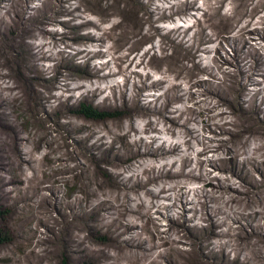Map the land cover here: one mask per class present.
I'll return each instance as SVG.
<instances>
[{
    "label": "rangeland",
    "instance_id": "rangeland-1",
    "mask_svg": "<svg viewBox=\"0 0 264 264\" xmlns=\"http://www.w3.org/2000/svg\"><path fill=\"white\" fill-rule=\"evenodd\" d=\"M58 1L0 0V32L4 33L0 35V264H218L199 255L201 251L208 255L211 248L227 253V260L237 261L234 264H264V220L260 221L262 230L257 237L247 226L252 212L260 209L255 198L264 191L249 193V188L238 186L240 200L232 204L229 193L222 194L198 180L200 172L195 168L203 167L202 174L212 173L210 177L228 176L215 169L225 167L232 155L220 146L225 140L229 141L228 149L239 155L236 162L250 156L258 166L264 160V140L260 148L251 142L257 137L263 139L258 133L260 127L264 128L262 114L238 112L224 102L211 113L225 115L207 124L201 112L215 102L208 101L204 91L224 79L228 99L238 106L241 87L230 63L234 53L239 58L237 51L260 59V71L252 74L250 82L244 79L242 106L248 107V99L260 87L254 103L264 99V0ZM21 5L27 7L24 12ZM62 5L68 8L67 15L60 14ZM30 18L25 26L20 25ZM250 20L252 23L246 25ZM119 21L120 27H114ZM94 25L97 29L92 28ZM239 29H243L242 36ZM177 32H183L186 39L180 42ZM78 33L93 35L85 47L75 44ZM28 43L42 57L39 65L72 75L68 78L72 92L63 95H74L75 100L70 102L72 119L83 131L92 133L91 143L100 145L92 150L97 165L85 152L91 143L82 146L83 141H77L81 134L65 140L53 130L55 112H62L57 105L65 97L52 100L57 106L54 110L46 109L53 111L51 122L37 112L28 81L18 76L19 69L28 76L34 74ZM78 50L90 51L91 58L83 66L68 67V58ZM90 71L92 77L88 76ZM53 75L51 72L44 77ZM210 82L213 86L206 84ZM59 83L65 84L62 78ZM173 83L191 88V94L184 95L181 102L175 101L182 94L179 89L164 95ZM51 93L60 96L59 91ZM83 106L104 117L86 118L79 113ZM165 107L166 112L162 111ZM174 117L180 126L188 121L185 124L189 128L175 125L171 121ZM218 121H233L235 126L225 127L232 130L246 124L248 134L241 143L234 135L238 139L232 146L230 134L221 133L220 127L213 125ZM16 138L22 139L19 150L23 161H17L18 169L17 162L14 164ZM173 143H177L179 152L165 153ZM201 161L203 165H199ZM252 175L255 182L262 180L258 171ZM137 180L143 188H134ZM214 192L215 196L220 194L217 200ZM66 203L72 204V211L65 210ZM202 207L210 216L212 208L220 207L215 219L224 220L223 230L230 228L229 235L223 237L202 235L204 243L221 244L219 248L198 251L197 242L179 225L182 217L189 220L186 226L208 225L198 220ZM195 209L197 219L190 220ZM61 212L68 216L64 222ZM89 213L96 222L82 217ZM256 221L253 225L258 224ZM121 223L133 228L120 241L133 238L144 249L156 248L143 251L129 247L127 257L119 259L122 254L114 250L111 238L123 228L112 236L108 234Z\"/></svg>",
    "mask_w": 264,
    "mask_h": 264
},
{
    "label": "bare ground",
    "instance_id": "bare-ground-1",
    "mask_svg": "<svg viewBox=\"0 0 264 264\" xmlns=\"http://www.w3.org/2000/svg\"><path fill=\"white\" fill-rule=\"evenodd\" d=\"M69 2H71V0H62V1L59 0L58 4L59 3L60 4H66V3H69ZM21 7H22V11L23 12L27 8L26 6H22V5H21ZM67 9L68 8H66L65 6L62 5V11L60 12V14H66L67 15V13H69V11ZM187 9L191 10L192 7H189ZM122 13H124V12L120 13L121 17H122ZM28 21L30 22L31 18L30 19H24L22 22H20V25L25 26ZM121 23H122V21H119V23L118 24L116 23V25L114 27H118V26L120 27ZM251 23H252V21L250 20L249 23L246 24V25H249ZM61 25L62 26L65 25V21H63L61 23ZM83 25H84V23H83ZM83 25H80V26L82 27ZM93 27H94V29H97V26L94 25V26H92V28ZM245 28H246V26H245ZM80 29H78V31ZM16 30H18V29L16 28ZM242 31H243V29H239V33H240L239 35H241V36L243 35ZM2 33L3 32H0V35ZM182 33L183 32H180V33L177 32V34H179V37H180V42L184 41V39H186L185 36L182 35ZM91 37H93L92 34L86 33L85 35H82V34L78 33V36H77L75 44L78 45V47H80V46L85 47V45L88 42L91 41V39H92ZM238 39L239 38H237V40ZM34 47L35 46H33V45L29 44V43L27 44V49L29 50L30 55L32 56V61H31L30 68L32 69V71L34 73L33 76H28L21 69L18 70V76H20L21 78H24V79H26L28 81L27 86L30 88V90L33 92V94L35 96V101H36V105H37V112L38 113H42L45 116V118L48 120V122H51L53 120V122H52L53 130H55V132H58L59 135H61V137L64 138L65 140L72 139L74 134L75 135H77V134L80 135L81 134V138L77 139V141H83L82 142V146H85L87 144V142L91 143L92 133L88 134V133H86L87 131H83L84 129L81 127V125H76L77 123L75 122V120L72 119L73 114L71 113L70 102L72 100H75L74 95L73 94L72 95H67V96L63 95V93L72 92L71 89L69 88V84H68V80H69L68 78L70 76H72V75H70V74H66L65 75V74H63V71L61 72V71H59L57 69H52V67H44L42 65H39L37 63V61L42 59V57L37 56V53H36ZM187 48L189 50H191L192 46H189ZM163 49L164 48L162 47L161 50H163ZM38 51H40V49H38ZM234 51H235V48H234ZM237 53H238V56L240 55L239 58L237 59L235 57V53H234V58H232V61L230 63L234 64V66H233L234 67V71L232 72V74L235 77L236 82L241 87L240 90H239V93H238V100H239L238 106H237V103H234V101H230V99H228L229 95H228V92L226 91L227 88H225V86H227L226 83H225V79L223 80V82L220 81L219 83L215 84V86H213L211 82L210 83H206L207 85H212L213 87H211V89H209V90L208 89L205 90L204 91V95L209 99L208 101H210V100H214L215 101L213 104L207 105L204 108V110L201 111L205 115V118L207 119V124H208L209 120H213V119L216 120L217 118L222 117V115H225V112L224 113L223 112L222 113H217V114H214V115L211 113V112L214 111V109H218L220 106L224 105V102L226 104L230 103L232 105L233 109L235 111H238V112H242V113H245V114L247 112H250V113H254V115L262 114L263 117H262L261 121L264 123V107L262 108V105H264V99H262L258 103H254V100H253V98L262 90V87L258 88L257 91L254 94H252L251 97L248 99V101H247V104H248L247 108L248 109L242 106V104L244 103L243 97H244L245 91H246V88H245L246 84L244 82V79H248V81H249L251 79V76H252V74L254 72L260 71V70H258L260 68L259 65H258L259 64L258 62L260 61V59H256V56H253V57L248 56L247 52L244 53V52L241 51V54H239V51H237ZM126 57L127 56H122V59L123 58L125 59ZM135 57L136 56H134L133 59ZM90 58H91L90 51L78 50L77 52H75L74 54H72L68 58V64H66V65H69L68 67H71V68H74L75 66L78 67L80 65L83 66V65L88 63ZM248 58H253L254 61H252L251 59H248ZM77 59L81 60V61H76ZM133 59L131 61H133ZM60 65H61L60 67L62 68V66H65V63L63 62ZM51 72H54V75L51 78H49V77L45 78L44 77V75H47V74H49ZM93 75H94V73L91 72V71L88 73V76L92 77ZM214 75H216V74L214 73ZM214 75L212 74L211 77L215 78ZM1 76L7 77L6 74H2ZM262 77H264V71H263ZM61 78H62L63 83H65L66 85L59 83V81H61ZM31 79H33V80H31ZM72 79L73 80H78V79H75L74 77H72ZM87 80H90V78H87ZM59 84L61 85V87L58 86ZM161 84L163 85L162 82H161ZM180 85H181L180 83L179 84H175V83L171 84V86L168 87L164 91L165 94L164 93L163 94L166 95L168 91H170L173 94H175V92H177V89H179V91H181L182 94L177 96L175 98V101L176 102L177 101L181 102L182 97L184 95H190L191 94L190 91H189L191 88H189V89L187 87L186 88L185 87L182 88V85L181 86ZM256 85H259V84L256 83ZM52 91H59L60 92L59 93L60 96H57V94L51 93ZM95 92H96V90H95ZM12 96H14V94ZM61 97H65V98H64V101H60L58 103L57 106H59V107L52 105V100H59V98H61ZM159 98L160 97L155 98L154 101H156ZM187 98H189V97H187ZM123 103L126 104L125 102H123ZM205 103L207 104V101ZM200 104L203 105L204 103H200ZM195 105H197V104H195ZM56 107H57V110H60L62 112H60V114H58V115H56V112H55V116L51 120V117H52L51 113L53 111L51 113H49V112H46V109L48 108V109L54 110ZM63 109H64V111H63ZM160 111H161L160 108L156 109V113L157 114H160ZM162 111L166 112L167 111L166 107L163 108ZM119 112L124 113V109H120ZM119 112H115V113H119ZM174 113H176V110L174 111ZM178 115L180 116V113ZM3 116H4V114H3ZM179 116H177L176 118H179ZM176 118H175V120L171 119V121H173V123L175 125H179L180 128L183 127V128H185V130H187V128H189V127H187L188 121L185 122L187 124L183 123L180 126V123L176 122ZM74 119H76V118H74ZM229 124L235 126V123L233 121H228V122L218 121V122H215L213 125L220 127L221 133L222 132L229 133L230 136H231L230 137L231 142L233 143L232 146H235V144H237L236 142H237L238 138H239V143H241V139H243L244 135L248 134L247 126H246V124L245 125L238 124V126L236 127L235 130H232V129H229V128H225ZM8 128L10 130L12 129L11 126L8 127ZM258 133L260 134V136L263 139L261 140V139H259L257 137L258 140L252 139L251 142L256 144L257 148H260L261 145H262L261 142L264 140V128L260 127V131H258ZM234 135H235V137H236V135H238V138H234L233 137ZM253 138H256V137H253ZM21 141H22V139L16 138L15 149H14L16 161L14 162V164H16V162L18 160H22L20 158V150H19V145H20ZM228 142L229 141L225 140L224 143H220V146L222 147V150H225L227 154L228 153L232 154L231 156H229V158L227 160L228 164H226L225 167L217 166L215 169L220 174H222L223 176L226 173H229V175L226 176V177H222L221 175L219 177H217V176H213V177L211 176L210 177V175L212 173H208L207 172L205 174H202L203 167H199L198 168L196 166L195 167L196 170H198L200 172V175H198V177H196V178L198 180L205 181V185L211 187L214 190L217 189L218 191H221L222 194L224 192L225 193H229L230 197H229L228 201L230 203H232V204L233 203L236 204L240 200V198H239V194H240L239 189L240 188L238 186L245 187L246 189L249 188L250 190H246L249 193H252V190H254L256 193H258L259 191H264V160H261L259 162L258 166L255 165V163H254L255 161H253V160H255V158L254 157H250V156H246L244 158V160L242 161V163H239V161L236 162V158H238L239 155L234 154L233 151L228 149V148H231V147H227ZM262 143H264V141ZM28 145H29V143H28ZM96 145H97V147L95 148ZM98 146H100V145L95 144V143H91L90 146L87 145L85 147V152L88 154L89 159H91L92 161L94 160L96 165L99 162H98L97 159L94 158L95 156H93L92 150L93 151L96 150L98 148ZM178 148H179V146L177 145V143H173L171 145V149H169L165 153H171V155H173V154L179 152ZM109 153L113 154L112 151H109ZM116 154L118 155V153H116ZM114 158H119V157H115L114 156ZM218 159H220V158H218ZM108 160L111 163H114V164L117 163V161H112L111 159H108ZM232 161H233V163H232ZM213 162L216 163V159L213 160ZM3 163H5V162H3ZM26 164H28V163H26ZM200 164L203 165V162L202 161L199 162V165ZM245 164L247 166H249V168L246 167ZM171 165H173V162L171 163ZM18 167H19V162H17V165H16L17 169H18ZM163 167H164V165H162L161 168H163ZM64 170L69 171V169H64ZM255 171L256 172L258 171L259 174L262 177V180L260 182H258V183L255 182V180L253 178V175H252L253 172H255ZM71 172H72V170H71ZM108 178L111 179L115 185H117V183L114 182L115 180H114L113 175L111 173H108ZM20 181L21 180H16V182H20ZM137 181H135L136 184H135L134 188L136 189V188H138L140 186L143 188L144 186L141 183H139V181L138 182ZM213 181H216V184H213L212 183ZM259 189H261V190H259ZM213 194H214V199L215 200H217L218 197L220 196V194L215 196L216 192H214ZM150 196L154 197L152 194H150ZM211 199H212V197H211ZM211 199H210V201L214 203V201L211 200ZM138 200L139 201L141 200L140 196H138ZM255 201L258 202V205H259L260 209L254 210V212H252V215H253L251 217L252 221L248 222L247 226H248V228L251 229L252 234L257 237L259 235V234H257V232L258 231L261 232V230H262V228H261L262 226L260 224V221L264 220V193L258 195V198H255ZM42 202L46 203L45 200H42ZM65 207H66L65 210L72 211V209H73L71 203H68V204L66 203ZM100 208L101 207H99V209ZM212 209H213V214H211V215H213V216H210V213L207 212L206 208L202 207L200 209L201 211L199 213L198 220L202 221V222L203 221L207 222L208 225H206V226H198V225L186 226L185 223L188 222L189 220L185 219L184 217H182L183 221L181 222V224H179L182 227V229L186 232V235L188 234V236L192 237L197 242L196 245L198 247V251H201V250H203L205 248L208 249L210 246H214V247H218V248H219V246H221V244H219L218 246L214 245V243L212 241L208 242L207 244L204 243L203 240H202L203 239L202 235H205V234L210 235V236L212 235V237H210V238H215V237H219V236L223 237L225 234L229 235L228 231L230 230V228L228 230H223L222 229V227L225 225V222H223L224 220L222 222H218L215 219L221 213L220 212V207H215V208H212ZM123 214L124 213L122 212L121 216H123ZM196 214H197V210L195 209L194 213L192 211V216H191L190 220L197 219L196 218ZM231 214H233V211H231ZM74 215L80 216L79 214H72V216H74ZM242 215L244 216L245 214H242ZM82 217L87 219V220H89L90 222H96V219H97L96 217L92 218L91 213L86 214V215H84ZM60 218H61L62 222H64L68 218V216L64 212H61ZM90 218H92V219H90ZM254 219L257 220L256 222L258 224L253 225V220ZM176 221H177V219H176ZM171 223H173V222L171 221ZM102 228H104V226L101 227V229ZM120 228H123L122 232L117 233V236L114 235L116 233L115 231H118ZM132 228H133V226H130L129 224H126L124 226V224L121 223L120 227H116L114 229V232L112 230L111 231L109 230L108 236L114 235L111 238V241L115 242L114 250H116L118 252V254L119 253L122 254L119 257V259L127 257V250L126 249L127 248L129 249V247H134V249L143 250V251H151L152 249L156 248L155 246H152L149 249H144V247H142L141 243H136L135 244L133 238L127 239L126 241H124V240L120 241L119 238L122 235H124L125 232L126 233L131 232ZM217 229H220V230L216 233L215 230H217ZM52 231H54V230L52 229ZM105 238L107 240L109 239V237H105ZM223 246H225L224 243H223ZM130 255H131V253H130ZM199 255L202 258H206L208 260V262H211V263H212L213 260H214V262L217 261L218 264H234V262H237L235 259H234V261L233 260H230V261L227 260L228 259V254L227 253H225L224 251L221 252L219 250H215L213 248H211L208 251V255H204L202 253V251L200 252ZM221 259H223V260H221ZM111 260H114V256L111 257ZM110 264H112V262Z\"/></svg>",
    "mask_w": 264,
    "mask_h": 264
},
{
    "label": "trees",
    "instance_id": "trees-1",
    "mask_svg": "<svg viewBox=\"0 0 264 264\" xmlns=\"http://www.w3.org/2000/svg\"><path fill=\"white\" fill-rule=\"evenodd\" d=\"M12 31V30H10ZM12 34V32H10ZM80 114H82L83 116H85L86 118H90V119H96V118H101L104 117V115L99 114L97 111H95L94 109H92L89 106L86 107H81V110L79 111ZM6 211H4L5 213ZM2 241V238H0V242Z\"/></svg>",
    "mask_w": 264,
    "mask_h": 264
}]
</instances>
